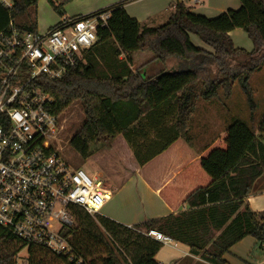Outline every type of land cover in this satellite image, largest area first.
I'll list each match as a JSON object with an SVG mask.
<instances>
[{
  "label": "trees",
  "instance_id": "1",
  "mask_svg": "<svg viewBox=\"0 0 264 264\" xmlns=\"http://www.w3.org/2000/svg\"><path fill=\"white\" fill-rule=\"evenodd\" d=\"M0 3V31L14 20L21 29L36 23L19 22L39 0ZM61 16L70 0H48ZM241 7L217 17L195 14L184 2L171 5L168 21L143 26L120 2L95 11H110L108 25L78 66L62 78L40 77L35 85L48 93L51 112L61 115L81 104L85 121L70 139L84 160H94L116 187L138 172L174 211L132 227L104 215L92 216L75 208L77 222L72 245L89 264H160L155 256L163 243L147 235L157 230L190 248L208 264H229L230 248L246 236L264 248V210L255 212L246 202L255 182L264 175V116L256 126L235 122L197 154L182 133L196 110L198 97L216 99L233 94L238 81L256 123L251 75L264 64V0H239ZM30 16V15H29ZM77 17V16H74ZM244 30L253 42L248 51L236 47L229 33ZM196 35L212 52L196 47ZM151 53L158 68L144 74L133 70L135 53ZM123 56V58H121ZM178 60L173 68L170 59ZM201 84V90L197 86ZM176 115L174 126L166 116ZM149 130L154 135L148 136ZM26 243L0 225V264H15ZM29 264H76L69 256L31 244Z\"/></svg>",
  "mask_w": 264,
  "mask_h": 264
},
{
  "label": "built area",
  "instance_id": "2",
  "mask_svg": "<svg viewBox=\"0 0 264 264\" xmlns=\"http://www.w3.org/2000/svg\"><path fill=\"white\" fill-rule=\"evenodd\" d=\"M0 3L13 7L12 0ZM110 17V11L63 16L45 33L11 20L0 31V225L26 247L42 245L76 264L90 260L77 256L72 245L75 208L96 216L109 192L103 180L74 167L55 146L60 115L51 112L52 97L35 82L62 78L78 66ZM147 235L163 245L172 241L157 230Z\"/></svg>",
  "mask_w": 264,
  "mask_h": 264
},
{
  "label": "crops",
  "instance_id": "3",
  "mask_svg": "<svg viewBox=\"0 0 264 264\" xmlns=\"http://www.w3.org/2000/svg\"><path fill=\"white\" fill-rule=\"evenodd\" d=\"M177 1L184 3L187 1V6L190 7V10L193 13L200 15L205 14L210 18L219 16L222 12H225L222 10H226L229 6L230 8H234V10L241 7L238 0H227L230 5H225L226 7H219L222 12L219 15H216L218 12L208 14L212 12L210 11L212 6H201L196 10L194 9L195 6L203 4L205 0H202L198 4L193 3L191 0H70L64 6L63 16H81L107 8L120 2H124L125 10L132 18L137 19L143 26L154 27L160 26L159 24H163V22L168 21L172 12L171 5ZM33 9H35V14L38 16V2L35 7L29 8V13ZM59 16L62 19L63 16ZM60 20L56 19V22L49 28L57 24ZM238 31L239 29H235L229 33V36L233 40L234 44H237L236 40L239 35ZM191 41L198 48L205 49L209 52L213 51L211 47L205 44H195V41L192 40V38ZM235 46L238 47L237 45ZM133 57V66L136 63L139 64V62L143 60L140 64L143 65L142 69L146 75H149V73H151L154 69L158 68L159 61L154 60L151 53L139 52L135 53ZM121 58H123V56ZM133 66H131V68ZM256 128H258L257 123ZM153 135V130H149L148 136L150 137ZM93 176L98 177L97 175ZM104 182L109 184L107 181ZM106 188L108 189L109 195L104 205L112 201V199L117 196L120 208H109L104 214L100 211V214L129 227L149 219L176 214L180 211H186L189 208L188 205H184L177 211L172 210L170 206L160 197L158 192L155 191V189H153L138 172L131 175L122 186L116 187L118 189L113 191L111 186ZM246 202L255 212H261L264 210V175L257 179L253 191L248 196ZM259 248L257 240L254 237L246 236L234 244L230 250L224 254L223 258L229 264H264V253ZM155 259L160 264H208L200 257L191 254L189 246L174 240L170 243L164 244L155 256Z\"/></svg>",
  "mask_w": 264,
  "mask_h": 264
},
{
  "label": "rangeland",
  "instance_id": "4",
  "mask_svg": "<svg viewBox=\"0 0 264 264\" xmlns=\"http://www.w3.org/2000/svg\"><path fill=\"white\" fill-rule=\"evenodd\" d=\"M185 4L187 5V1ZM225 5H230L227 0H205L203 4L195 6L194 9L196 10L201 6H212L210 9V11L212 12L208 14L218 12L216 15H219L222 11L234 9L230 8L229 6V8H227L226 10L220 11L219 7H226ZM38 11V16H36V11L35 9H33L29 14H26L25 16L19 18L18 21L22 22L23 24L34 21L36 23V30L39 33H45L49 30V27L56 22V19H61V17L56 13L48 0L38 1ZM203 15L207 16L205 14ZM164 23L166 22H163V24ZM159 25H162V23ZM238 32L239 35L236 40L237 44L235 45L251 51L253 49L252 40L248 37L247 33L244 30L239 29ZM191 38L195 41V44L204 45V43L198 36L191 35ZM142 62L143 60L140 61L139 64H134V66L132 64V69H138L140 66H142L140 64ZM177 63L178 60L173 58L170 59L167 65H176ZM170 68L173 67L170 66ZM250 83L254 91L253 99L257 106V109L254 112L257 123L260 122V120L264 116V64L261 69L257 70L251 75ZM196 90H201V84L197 86ZM219 92L220 96L216 99L204 100L201 97L197 98L196 110L191 116L186 131L182 133V135L191 142L197 154H200L207 145L212 143L222 133H224V131L230 125L237 121L244 122L253 128L256 126V123L252 124L251 122V110L249 108L246 96L238 81L234 82L233 94L230 98H225L221 90ZM166 117L167 118L165 119L164 123L165 126H174L176 115L171 114ZM59 118V127L56 133V139L54 140L55 146L68 158L70 164H72L74 167L82 168L89 175H97L101 180L107 181L110 185L105 183L106 187L109 188L111 186V189H113V191L118 189L113 184L111 179L98 167L97 163L94 160H84L83 158H81L80 155H78V153H76V151L72 149L69 143L70 139L78 132L85 121V116L81 104L78 102L73 103L63 113H61ZM109 208H120L117 196L102 207L101 213L104 214L106 210L108 211ZM259 249H261L264 253V248ZM16 260L20 264L28 262V247H25L18 253Z\"/></svg>",
  "mask_w": 264,
  "mask_h": 264
}]
</instances>
